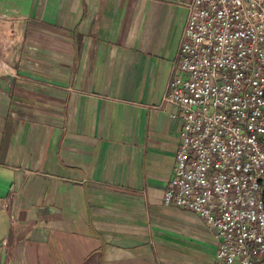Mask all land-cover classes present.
Masks as SVG:
<instances>
[{"label": "crops", "instance_id": "obj_1", "mask_svg": "<svg viewBox=\"0 0 264 264\" xmlns=\"http://www.w3.org/2000/svg\"><path fill=\"white\" fill-rule=\"evenodd\" d=\"M193 1L0 0V264H214L164 204Z\"/></svg>", "mask_w": 264, "mask_h": 264}, {"label": "built area", "instance_id": "obj_2", "mask_svg": "<svg viewBox=\"0 0 264 264\" xmlns=\"http://www.w3.org/2000/svg\"><path fill=\"white\" fill-rule=\"evenodd\" d=\"M189 13L164 98L184 120L164 204L206 222L214 264H264V0Z\"/></svg>", "mask_w": 264, "mask_h": 264}]
</instances>
